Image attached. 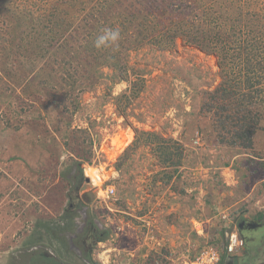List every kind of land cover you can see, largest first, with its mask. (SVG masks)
<instances>
[{
    "label": "rangeland",
    "instance_id": "374dc122",
    "mask_svg": "<svg viewBox=\"0 0 264 264\" xmlns=\"http://www.w3.org/2000/svg\"><path fill=\"white\" fill-rule=\"evenodd\" d=\"M131 8L134 15L109 0H0V264L52 263L40 253L59 264H103L102 253L109 264H184L210 246L223 251L233 232L248 244L224 253L225 264L264 261V118L255 149L221 144L201 93L231 79L227 71L240 81L237 71L264 56V0ZM196 13L230 36L214 52L195 41L210 29ZM106 27L120 30L119 46L98 50ZM178 155V169L163 163ZM78 162L81 195L111 231L93 261L75 245L88 207L66 215ZM89 168L101 170L102 184ZM99 186H114L115 197L100 199ZM243 220L263 227L243 232Z\"/></svg>",
    "mask_w": 264,
    "mask_h": 264
},
{
    "label": "trees",
    "instance_id": "16d2710c",
    "mask_svg": "<svg viewBox=\"0 0 264 264\" xmlns=\"http://www.w3.org/2000/svg\"><path fill=\"white\" fill-rule=\"evenodd\" d=\"M109 1L111 5H114L115 3L117 6H119V10L125 9L126 12L129 11V15H134L132 12L133 9L131 8L132 6H142V0ZM93 8L97 9L96 5H93ZM138 12H140V10H138L137 13ZM116 16L120 17V15ZM137 16H140V14ZM195 18L197 20L196 22L199 24L210 27L208 31H201L199 38L200 41L198 38H195V41L199 44V46H203V49L214 52L220 47V43L224 38L230 37L229 35H225L224 31L219 30L220 26L217 24V19L215 17L208 15L203 17L200 13H196ZM174 34L178 39L179 35L177 31H175ZM259 35H262V38L264 37V33ZM203 41L205 44H203ZM226 42L227 40L225 39V43ZM238 49L240 50V48ZM129 50L130 48L126 49L125 57L127 56V52ZM261 55L263 54H254L255 57L250 59L251 61L249 65H244L239 70L238 66L235 70H232H238L237 72H240L239 75L235 76V78L241 79L240 81H237V79L232 81V72L227 71L226 77L231 79L222 82V84H220L214 90L204 89L201 92L202 95L207 98L204 102L203 109H205L209 114L214 113L215 127L216 129H221V140H219L221 144H229L231 146L241 147L245 150H253L256 147V136L263 129L262 122L264 118V99L262 98L263 90L262 88H259V86L264 87V82H262L263 78H260L264 77V56L261 57ZM254 58L256 59L255 62ZM125 70L126 63L123 68H120L119 73L125 74ZM227 70H230V68H227ZM253 77H255L257 81H254L255 78ZM247 79L248 81L243 82L241 88L238 89V83ZM78 155H80V153ZM178 156L180 157L177 162L172 161L171 157H165L163 163H171V166L178 169L180 167V161L183 155ZM82 159H84L83 155ZM82 165V162H78L77 164L79 173L75 176V181L73 180V189L68 193L72 211H67L66 215L71 218L73 216L72 213L76 214L77 211L83 209L84 207H88L89 211L87 220L85 222V227L82 232L77 234L75 245L80 250L83 258L93 261L95 247L99 243L106 242L111 237V231L107 228H100L96 221V216L90 212L91 208L90 206H87V202L84 200V197H87L88 195H81L83 186L86 182ZM242 237L248 244L246 235L242 234ZM40 257L43 260H47L48 263L52 262L51 264H59V262L54 259H50L49 256L44 255V253H40ZM225 258L223 264L226 263ZM40 261L42 260L38 259V257L36 258V256L33 259L34 263L39 262V264H41ZM257 261L258 260H256L254 264H264V261H261V263H257Z\"/></svg>",
    "mask_w": 264,
    "mask_h": 264
},
{
    "label": "built area",
    "instance_id": "2783aa9c",
    "mask_svg": "<svg viewBox=\"0 0 264 264\" xmlns=\"http://www.w3.org/2000/svg\"><path fill=\"white\" fill-rule=\"evenodd\" d=\"M99 198L104 200H110L116 195V188L114 186H108L107 188L99 187ZM231 246V250H229ZM246 247L245 239L238 233L233 232L228 236V242L225 249H221L210 246L202 250L194 259L185 261L184 264H222L223 254L232 256Z\"/></svg>",
    "mask_w": 264,
    "mask_h": 264
},
{
    "label": "clouds",
    "instance_id": "9594fccd",
    "mask_svg": "<svg viewBox=\"0 0 264 264\" xmlns=\"http://www.w3.org/2000/svg\"><path fill=\"white\" fill-rule=\"evenodd\" d=\"M120 39L121 32L118 28L106 27L96 37L94 47L98 50L118 47ZM229 250H231V246ZM99 258L103 264H109L110 257L107 254L102 253Z\"/></svg>",
    "mask_w": 264,
    "mask_h": 264
},
{
    "label": "flooded vegetation",
    "instance_id": "af4514ba",
    "mask_svg": "<svg viewBox=\"0 0 264 264\" xmlns=\"http://www.w3.org/2000/svg\"><path fill=\"white\" fill-rule=\"evenodd\" d=\"M114 5L116 6V4L114 3ZM263 227V224L262 223H257V222H248L247 220H243V222L242 223H240V228H241V230L243 231V232H245L246 230H250V231H252V230H259L260 228H262ZM35 254H37V252L35 253ZM34 254V255H35ZM44 255H46V256H49L48 254H46V253H44ZM49 257H51V258H53L52 256H49ZM33 260H31V264L33 263L32 262Z\"/></svg>",
    "mask_w": 264,
    "mask_h": 264
},
{
    "label": "bare ground",
    "instance_id": "6f19581e",
    "mask_svg": "<svg viewBox=\"0 0 264 264\" xmlns=\"http://www.w3.org/2000/svg\"><path fill=\"white\" fill-rule=\"evenodd\" d=\"M89 171L91 172V176H93V178H94V182L96 183H99V184H102L103 182H104V176H103V173L101 172V170H94V169H92V168H89ZM98 185V184H97ZM100 187V186H99Z\"/></svg>",
    "mask_w": 264,
    "mask_h": 264
},
{
    "label": "crops",
    "instance_id": "0c3cea01",
    "mask_svg": "<svg viewBox=\"0 0 264 264\" xmlns=\"http://www.w3.org/2000/svg\"><path fill=\"white\" fill-rule=\"evenodd\" d=\"M158 228V227H157ZM160 228V227H159ZM161 229V228H160ZM146 245H148L149 246V244L147 243ZM146 245H144V247H143V249L146 251ZM157 245V243H153V246H156ZM140 249H142V246H141V248ZM144 250H142V251H144ZM140 256L142 257V258H144L145 256H146V254H145V252H140ZM145 259V258H144ZM141 261H144V260H141ZM146 261V263H147V260H145Z\"/></svg>",
    "mask_w": 264,
    "mask_h": 264
}]
</instances>
